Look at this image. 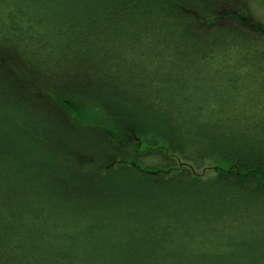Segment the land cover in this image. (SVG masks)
Here are the masks:
<instances>
[{"label":"trees","instance_id":"obj_1","mask_svg":"<svg viewBox=\"0 0 264 264\" xmlns=\"http://www.w3.org/2000/svg\"><path fill=\"white\" fill-rule=\"evenodd\" d=\"M227 3L0 0V264H264V0Z\"/></svg>","mask_w":264,"mask_h":264},{"label":"bare ground","instance_id":"obj_2","mask_svg":"<svg viewBox=\"0 0 264 264\" xmlns=\"http://www.w3.org/2000/svg\"><path fill=\"white\" fill-rule=\"evenodd\" d=\"M226 1L228 2L227 4L232 8V11L234 12L235 16H237V17L239 18V17H240L239 15H241V14H239V12L235 9V8H236V5H235V1H236V0H226ZM252 16H253L254 18H257V13H253ZM252 105H253L252 101H251V100H248V99H246V98L244 97V98H242V101L240 102V104H239L237 110H239V108H240L241 106H243V108L240 109L239 111H244V112H245V111H247V110L249 109V107L251 108ZM132 118H136V119H137V115H136V114L133 115ZM135 121H136V120H135ZM137 121H138V120H137Z\"/></svg>","mask_w":264,"mask_h":264},{"label":"rangeland","instance_id":"obj_3","mask_svg":"<svg viewBox=\"0 0 264 264\" xmlns=\"http://www.w3.org/2000/svg\"><path fill=\"white\" fill-rule=\"evenodd\" d=\"M124 106V105H123ZM130 106V105H129ZM125 108H128V106H124ZM130 107H132V106H130ZM129 107V108H130ZM134 107H136V106H134ZM133 111H135V113H136V111L137 110H135V108H131ZM149 115H151L150 113H149ZM46 117H47V115H46ZM46 117H45V119H46ZM44 119V120H45ZM145 119H149V117H145ZM48 120H49V116H48ZM47 122V121H46ZM47 124H50V122H47ZM46 126V125H45ZM58 128L59 127H56L55 129H53V128H51L50 126H46V130H48V131H50V132H54V131H56L57 132V134L56 135H58V134H60L58 131ZM65 139H68V138H65ZM70 144H71V142L69 141V139L67 140ZM72 146H75V144L73 143V144H71ZM87 148H89L88 146H87ZM80 193H78V195H79Z\"/></svg>","mask_w":264,"mask_h":264}]
</instances>
